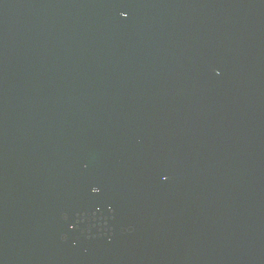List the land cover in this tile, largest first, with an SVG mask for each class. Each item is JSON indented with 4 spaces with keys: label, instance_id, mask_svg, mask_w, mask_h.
Instances as JSON below:
<instances>
[{
    "label": "water",
    "instance_id": "water-1",
    "mask_svg": "<svg viewBox=\"0 0 264 264\" xmlns=\"http://www.w3.org/2000/svg\"><path fill=\"white\" fill-rule=\"evenodd\" d=\"M0 264H264V0H0Z\"/></svg>",
    "mask_w": 264,
    "mask_h": 264
}]
</instances>
